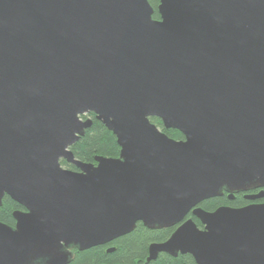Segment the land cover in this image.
<instances>
[{
    "label": "water",
    "instance_id": "1",
    "mask_svg": "<svg viewBox=\"0 0 264 264\" xmlns=\"http://www.w3.org/2000/svg\"><path fill=\"white\" fill-rule=\"evenodd\" d=\"M157 11L148 0H0V206L8 196L24 209L0 222V264H68L74 248L138 222L175 227L145 263L264 264V202L198 206L224 192L264 198V0H159ZM88 113L118 157H74Z\"/></svg>",
    "mask_w": 264,
    "mask_h": 264
},
{
    "label": "trees",
    "instance_id": "2",
    "mask_svg": "<svg viewBox=\"0 0 264 264\" xmlns=\"http://www.w3.org/2000/svg\"><path fill=\"white\" fill-rule=\"evenodd\" d=\"M153 8L152 19H159L157 6L159 0H148ZM90 117L91 126L85 130L84 135L79 138L70 150L74 157L84 163H95V157L103 156L116 158L119 156L120 148L117 145L116 138L100 121L95 118L93 113L82 116V119ZM150 122L161 132L175 140H182L183 135L175 129H166L160 119L151 117ZM62 167L76 170L73 165L60 160ZM254 194L252 191H249ZM246 195V194H245ZM252 202H264V198L250 201L245 199L243 194L235 195L233 200H228L226 195L210 198L199 203L205 211H213L220 206L242 207ZM15 210H24L22 206L11 200L8 196L2 199L0 206V222L9 226H14L15 220L12 212ZM199 228H202L200 222L191 214L188 215ZM175 227L164 229H148L141 222L136 223L132 232L116 238L112 242L92 247L87 250H72L73 256L68 264H195L193 257L189 254H178L176 257L166 253H160L156 260L145 263L148 256V246L153 242H164L169 238ZM113 251L107 252L108 248Z\"/></svg>",
    "mask_w": 264,
    "mask_h": 264
},
{
    "label": "flooded vegetation",
    "instance_id": "3",
    "mask_svg": "<svg viewBox=\"0 0 264 264\" xmlns=\"http://www.w3.org/2000/svg\"><path fill=\"white\" fill-rule=\"evenodd\" d=\"M183 139H184V138H183ZM183 139H182V140H183ZM258 191H260V189L252 190L253 193H257ZM249 193H251V192L236 193V194H234V196H235V195H240V194L245 195V194H249ZM223 194L227 196V193H226V192H224Z\"/></svg>",
    "mask_w": 264,
    "mask_h": 264
}]
</instances>
